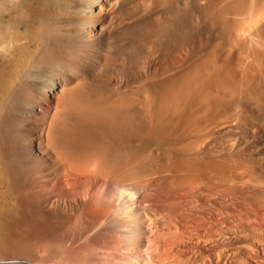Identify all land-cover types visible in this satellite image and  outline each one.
Listing matches in <instances>:
<instances>
[{"label":"bare ground","instance_id":"6f19581e","mask_svg":"<svg viewBox=\"0 0 264 264\" xmlns=\"http://www.w3.org/2000/svg\"><path fill=\"white\" fill-rule=\"evenodd\" d=\"M132 1H136L134 2L136 5L132 2L131 3L135 6L137 11L138 6L141 5L144 0ZM147 1L150 2L149 4H151V6L161 7L166 5L170 9L175 8L178 5V0ZM204 1L206 2V7H212L215 5L214 2H218V0ZM119 2H121V0H90V3L86 5V8H84L85 10L89 9L87 14H91L90 10L97 4L104 3L106 7L112 9V7H116ZM61 3L63 2L61 1ZM128 4H130V2ZM238 4L242 5V0H239ZM79 7L81 8V6ZM99 7L102 6L99 5ZM60 8V1L58 0H0V246L7 247L9 245L7 242V226L9 223L7 224L6 222L9 221H7V217L9 216V212L11 210L10 207H12L11 204L14 200L13 196L15 195H13L10 185V161L8 162L9 158H4L5 156L1 150L4 147H8L12 152L9 157L11 156L12 159L18 163V173L22 176L23 187L30 195L29 200L31 203L30 207L33 221L42 220L43 222L49 223V220L54 217V215H57L59 210H62V212L59 211V213L61 212V215H66V221L68 223V228L65 234L66 237L64 236L65 238H63L61 242H58L60 245V243L65 240V256L69 262L66 264H264V175L261 174L262 171L260 173L256 172L252 167L253 164L249 161H242L239 156L240 152L237 153V149H241V147L246 145L248 142L260 145V142L264 141V134L260 133L257 139L255 136V134L257 135L256 131L262 130V127H264V105H262V103H260L261 105L259 103L255 104L256 101H254L255 103L253 104V100L251 101L253 105L250 104V102L246 105H238L239 103L236 102V99H239V96L232 100H235L234 104L237 103V106L234 104L230 105L232 101H229L231 103L228 105L231 107L233 106V110L239 108L241 110L240 113H247V118L244 120H240L239 118L242 123L240 122L241 124L239 123L240 125L238 126L234 124V126H236L235 129H229V126L226 127L228 130H225V133H230L228 136L233 144L231 145L230 142V149L221 148L220 150H223L221 156H218V158H212V156V159L208 161L203 160L204 158H202L198 152H195L196 145H194L195 149H192L193 141L191 143L188 141V133L191 129H195V133H198L197 131L200 132L201 125H204V123L200 124L203 119H206L207 121L209 118L208 116L210 115L215 118V115H220L225 107L228 106V102L225 99V102L223 99V101L221 100L223 96H219V91H216L217 94L215 92V94H213V91L215 90L214 88L216 87L217 89H220L221 86L219 85L225 82H222V80L227 79V76L225 79H221L225 76V74L221 73L224 75L222 77V75H218L217 70L214 74H217V76L213 77H207L208 71L205 70L207 76L205 75L206 77H204L203 80H197L195 78L197 76L196 74L195 77L190 79V75L189 77L186 75V71L188 70L189 72L190 67H188V69H185V73H182L181 71L183 69H181L180 71L178 70V72L174 71L173 74L169 72V77H166L168 75L165 74L166 76L162 81V78H158L159 82H155L157 83L156 85H150L146 83V80L139 77L140 79L137 81V85L134 86L130 85V82H126L124 86L120 85L116 88H108L107 86L106 88H96L97 90H94L95 88L93 89L92 87L93 91L90 90L83 95L81 94L82 91H78L80 96L70 95L72 99L67 97L69 101H67V99H63L66 103L61 104L62 102L59 103L57 101L55 109L54 106H52L51 112L49 111V114H46V109L42 107L45 103L34 101V99L39 96V90H44V92H46V90L49 89L42 83H38L41 75H44L41 67H44L46 64L45 62H41L42 66L38 67L36 56H38L40 52L49 54L57 48L66 47V39H56L57 43H59L58 45H55L56 43L48 45L46 40H44L45 37L43 38L41 34V28L43 29V27L50 26V24L52 25V23L57 22L56 20L60 18L59 16V18L55 17V14L57 13L55 10L59 11ZM152 9L149 8V10ZM154 9L157 8L154 7ZM227 9L228 7L222 8V10L220 9V17H222L223 13ZM122 11H124V9ZM126 11L128 15L129 10L127 9L125 12ZM144 11L146 12L147 10L145 9ZM233 13L235 12L233 11ZM118 14L119 13H117V15ZM156 14V19H159L158 13ZM176 14L178 15V13ZM107 15V13H103V18L98 21L94 29L97 37H101L102 39L106 30L107 24L105 23ZM127 15L124 16L123 14L124 17H127ZM146 15H148V13H146ZM167 15L169 14L167 13ZM173 15L172 18H174L172 20L175 21L177 17L175 18ZM66 16L68 17V15ZM85 17L87 18L86 15ZM89 17L90 16H88V19ZM130 17L131 18L128 20H132L133 17ZM167 17L168 16H164V18ZM111 18H113V16ZM36 19H39L38 25H36ZM124 20L123 22H125ZM140 22L142 23V21ZM140 22L139 25L141 24ZM168 22L166 23L164 21L163 24L166 23L167 25ZM172 23L173 22H171V24ZM82 24L84 23L82 22L81 25ZM151 24L153 23L151 22ZM135 25L136 24L131 26L130 24L129 28H132ZM137 26L136 29H134L135 31L137 30ZM162 26L165 27V24ZM65 27L67 28L68 26ZM88 27L90 28V25ZM223 27H225V25ZM141 28L143 29L144 27ZM172 28H174V26H172ZM123 30L124 29H120V31ZM131 30L128 32L133 33ZM173 31L175 32V30ZM108 32L109 31H107V33ZM124 32H126V30ZM162 32H165V30L163 29ZM132 33H128V36L132 35ZM123 34L124 33H122V36ZM80 35V40L76 39L83 48L86 40L84 36L82 37V34ZM88 35L89 34H87V36ZM136 35H134V37ZM142 35L140 34V36ZM150 35L148 36L150 37ZM128 36L126 39L129 38ZM146 37L147 36H145V38ZM100 40H98V42ZM112 43L114 42H111V44ZM144 43L145 42H143V44ZM233 43L235 44V40ZM98 44L101 43L99 42ZM158 45L160 47V44ZM112 46H114V44H112ZM184 46L182 48H184ZM212 46H214V44ZM42 47L45 48L44 51H41ZM73 47L74 46L72 45V48ZM152 47L155 49L154 46ZM68 48L69 51H73L71 46ZM77 48L78 47H76V49ZM120 48L118 50L119 53L121 50ZM84 49L86 48L84 47ZM156 50H152V54L157 55ZM97 53L99 52L97 51ZM193 53L195 54V52L192 51L191 56H193ZM42 54L43 53H41L40 56ZM61 54L62 53H60V55ZM256 54L258 53L256 52ZM77 55L74 57L76 58ZM119 55H121V53ZM259 56L261 57V53ZM259 56H257V58ZM149 57L151 58V56ZM174 57H177V55H174ZM150 58L149 61L153 57L151 59ZM153 59H155V57ZM128 60L129 59H127V61ZM145 60L148 61V59ZM207 60L202 63L207 64ZM90 61L92 62V59ZM173 61L175 60L173 59ZM175 62L177 63V60ZM195 62L194 68H191L192 74L193 70H196V64L198 61L197 63ZM145 63L147 64V62H144V64ZM123 64L125 65V63ZM212 64H214V62H212L211 65ZM92 65H94V63ZM177 65L179 64H176V66ZM217 65L213 67L216 68ZM205 66L207 67L208 64ZM205 66L201 68L203 69ZM95 67L99 66L95 64ZM104 67L106 66L104 65ZM199 67L200 66H198L197 73H201L199 72L201 69ZM209 67L207 68L209 69ZM215 68L210 67L209 71ZM90 69L93 68L90 67ZM143 69L144 68H142V70ZM96 70L95 72H97ZM221 70L219 71L221 72ZM100 71L102 72V69ZM143 72H145V70ZM102 73H104V71ZM127 74L129 75V72ZM188 74L191 73L189 72ZM204 74L201 73V75ZM158 75H161V73L159 72ZM70 76H68V78ZM113 76H115V73ZM192 79L193 81L191 82ZM187 80L191 82V85ZM230 81L233 82V80ZM69 82L72 83V80ZM87 82L89 83V81ZM78 83L80 86L83 85V81L82 83ZM234 83L236 84V82H233L232 85H234ZM59 84L53 83L47 93H51L54 96L57 91H59L58 88L61 87ZM76 85L78 86V84H75L74 86V89H76L75 91L78 89L76 88ZM223 85L225 88L226 84L224 83ZM232 85L228 88L231 89ZM83 86H87L86 83ZM23 88L28 89V92H26L25 96L22 97L21 91ZM65 88H71V86L66 87L65 85ZM81 88L78 90H81ZM224 88L221 89L224 90ZM228 88L227 90L230 93L234 87H232L231 90ZM248 88H245V90ZM235 89L237 88H234L233 90ZM238 90H235L236 93L233 91L231 92L233 94H237ZM248 90L247 93L249 94L250 92H248ZM255 90L256 87L254 91ZM68 91L69 89L66 92L67 94L74 93V91H70L71 93H68ZM212 94L214 96L218 95L220 98H215ZM221 94H223V92H221ZM229 95L231 96V94ZM241 95L243 96V93ZM263 95L264 94H262V96ZM64 96L67 95L64 94ZM208 96L214 98L209 99ZM233 96L230 98H233ZM61 99L60 101H62ZM199 99L204 101L200 102ZM250 99H248V101ZM10 110H15V115L19 119L16 118L15 121L11 119L9 116ZM227 110L225 114H228ZM228 112L231 114L230 111ZM237 112L235 114H237ZM240 113L238 112V114ZM243 113L240 114V116H242ZM38 114L42 115V121L38 124L39 126L36 127V125H34L35 122H33L34 120L31 121L27 117H36ZM223 114L224 113H222V115ZM232 115H234V112ZM232 115L231 117L237 120L239 115L237 117H233ZM224 116L227 121V115ZM221 117H218L219 121ZM200 118L202 120H200ZM224 118L221 120H224ZM235 120H233V122ZM213 123L216 124V126H214L216 128H219V125L217 124H221L212 122V124ZM3 124L8 126L6 131L2 130ZM198 124H200V127ZM207 124L209 123L207 122ZM228 125H230V123ZM194 127L199 129L196 130ZM209 127L213 128L212 126ZM203 131L202 133L206 132ZM210 136L207 135V140ZM200 137L201 136H199V138ZM193 140L197 141V138H194ZM205 140L203 139V143H200L202 144L201 146H203ZM199 142L200 141L196 142V144ZM226 144L227 143H225V146ZM251 151L252 150L249 149L247 152L251 154L253 153V151ZM263 156L264 152L260 157L264 158ZM261 160L262 159H260V162ZM12 205H14V203ZM13 214L11 212L10 215ZM41 241L29 243V245L27 243L26 245L21 244V246L23 245V247H28L30 252L31 250H35L39 253V250H42V246L45 249L47 246L49 247L50 244L48 243L50 240H48V242ZM54 248H56V246H54ZM61 248L59 250H61ZM44 249L43 251H45ZM22 253L20 252V254ZM49 253L47 252V254ZM42 256L46 258V256ZM42 256H40V258H42ZM1 260L3 259L1 258ZM35 260L36 259H33L34 262ZM53 260H55V258ZM3 261H0V264H9L6 263V261L4 263ZM40 261L41 263H27L56 264L50 262L42 263V259Z\"/></svg>","mask_w":264,"mask_h":264},{"label":"rangeland","instance_id":"374dc122","mask_svg":"<svg viewBox=\"0 0 264 264\" xmlns=\"http://www.w3.org/2000/svg\"><path fill=\"white\" fill-rule=\"evenodd\" d=\"M55 1V0H53ZM60 1V10H55L57 13L55 14V17H58L59 19H57L56 21L57 22H54L52 23V25L50 24V26H46V27H43V29L41 28V34L44 38V40H46V43H48V45H52V43H56L55 45H58L59 43H57L56 39H66V47H62V48H57L55 49L53 52H50L49 54H44V52H40L38 54V56H36V59H37V66L38 67H41V62H45V66L44 67H41L43 69V73L44 75H41V78L39 80V84H43L45 87L49 88L48 90H46V92H44V90H39V96L38 98L36 97V99H34V101H40V102H44L45 105L42 106L46 109V114H49L48 112L50 111L51 112V108L52 106H54V109H55V104L56 102L58 101L59 103L63 104V103H66V99L67 97L71 98L70 95H74V96H80V93H78V91H82V95L86 92H89L90 90L93 91L94 90H97L99 88H106L108 86V88H116L117 86H120V85H123L126 84V82H130V85H137V81L140 79V78H143V80H146V83L150 84V85H156L158 82H159V79L158 78H162L161 81L164 79V77L166 76L165 74L168 75V73L170 72L171 74L174 73V71H177L178 70L180 71L181 69H183L181 72L182 73H185V69H188L189 68V72L192 74V67L194 68L195 63H198L196 64V70L194 71L193 70V74H188V70L186 71V75L189 77L190 75V79L192 77H195L196 75V79L197 80H203L204 77H213V76H217L214 75L215 74V71L217 70L218 72V75H222V74H225L222 75L223 78L221 79H225V77L227 79L225 80H222L225 81L223 83H221L222 85L225 83L226 84V87L224 88V85L222 86L221 84L219 86H221V88H224L223 89H217L216 87L213 89V94H217V92L219 91V96L223 98H221V100L225 99L228 103H231L229 101H232L234 98L238 97L239 96V99L237 98L236 99V102L239 103L238 105H246L248 102L251 103V101L253 100V104L255 103L254 101H256L255 104H260L262 103V105H264V95L262 96V94H264V5H263V2L264 0H242V5L238 4L239 0H218V2H214L215 5L212 6V7H206V2L204 0H197V1H186V0H178V5L175 7V8H168L166 5L165 6H161V7H156V6H151V4H149L150 2L147 1V0H144L141 5L138 6V9L136 11L135 9V6L132 5V3L136 2V1H132V0H121V2L118 3V5L116 7H112L111 8H108L106 7V5L104 3H100V4H97L95 5V7L93 9L90 10V13L91 14H87V12H89L88 10H85V8L87 7L86 5L90 3V0H58ZM61 1L63 3H61ZM75 1V2H74ZM87 1V2H86ZM148 4H147V2ZM227 1V2H226ZM250 1V2H248ZM85 2V3H84ZM126 2V3H125ZM130 2V4H128ZM132 2V3H131ZM145 2V4H144ZM221 2V3H220ZM229 2V3H228ZM253 2V3H252ZM245 3V4H244ZM257 3V4H256ZM124 4V6H123ZM136 5V3H134ZM217 4V6H216ZM227 4V5H226ZM231 4V5H230ZM72 5V6H71ZM81 6V8L79 6ZM102 6V7H99ZM128 5V6H127ZM130 5V6H129ZM148 5H149V8L152 9V10H149L148 8ZM63 6V7H62ZM128 8H127V7ZM143 6H147L146 8L143 7ZM221 6V7H220ZM224 6V7H223ZM237 6V8H236ZM251 6V7H250ZM66 7V9H65ZM77 7V8H76ZM85 7V8H84ZM124 7V8H123ZM132 7V8H131ZM157 8V9H154ZM163 7V8H162ZM228 7V9L223 13L222 17H220L221 15H219L220 13V9L222 10V8H226ZM256 7V8H254ZM73 8V9H72ZM76 10H75V9ZM81 10H80V9ZM83 8V9H82ZM116 8V9H115ZM129 10L128 11V15H127V11L125 12V10L127 9ZM162 8V9H161ZM230 8V9H229ZM79 11H78V10ZM107 9V10H106ZM118 9V10H117ZM124 9V11H122ZM134 9V10H133ZM142 11H141V10ZM146 9L147 11L149 12H145L144 10ZM160 9V10H159ZM242 9V10H241ZM104 10V11H103ZM106 10V11H105ZM131 10V11H130ZM133 10V11H132ZM155 10V11H154ZM157 10V11H156ZM167 10V11H166ZM69 11V12H68ZM71 11V12H70ZM110 13H109V12ZM136 11V13H135ZM154 11V12H153ZM164 11V13H163ZM178 11V12H177ZM206 11V12H205ZM233 11L235 13H233ZM257 11V12H256ZM124 12V13H123ZM133 14H132V13ZM138 12V13H137ZM145 12V13H144ZM162 12V13H161ZM166 12V13H165ZM171 12H172V15L175 13H178V15L175 14L173 16H175V21L172 20V15H171ZM180 12V14H179ZM239 12V13H238ZM81 13V14H80ZM85 13V14H83ZM95 13V14H94ZM103 13H107V20H106V30H105V34L103 36V39L101 37H97V35L95 34V25L98 23V21H100L103 17ZM117 13H119L117 15ZM124 16L127 15V17H124ZM130 13V14H129ZM140 13V14H139ZM146 13H148V15H146ZM158 13V18L159 19H156L157 18V14ZM160 13V15H159ZM167 13L169 15H167ZM233 13V14H232ZM61 14V15H60ZM139 14V15H138ZM151 14V15H149ZM155 14V15H154ZM260 14V15H259ZM68 15V17L66 16ZM85 15L87 16V18L85 17ZM113 18H111L112 16ZM137 15V16H136ZM145 15V16H143ZM153 15V16H152ZM171 15V16H170ZM180 15V16H179ZM182 15V16H181ZM88 16L89 19H88ZM97 16V17H96ZM119 16V18H118ZM130 16H132V20H128L129 18H131ZM135 16V18H134ZM150 16V18H149ZM162 16V17H161ZM164 16H168L167 18H164ZM186 16V17H185ZM226 16V17H225ZM99 17V18H98ZM110 17V18H109ZM116 17V18H115ZM139 19H137V18ZM145 17V18H144ZM154 17V18H153ZM161 17V19H160ZM170 17V18H169ZM256 17V18H255ZM93 18V19H92ZM121 18V19H120ZM142 18V19H140ZM182 20H181V19ZM218 18V20H217ZM222 18V19H221ZM79 19V20H78ZM85 21H84V20ZM87 19V20H86ZM96 19V20H95ZM110 19V20H109ZM112 19V21H111ZM114 19V20H113ZM126 19V20H124ZM135 21H134V20ZM147 19V21H146ZM152 21H151V20ZM163 19V20H162ZM165 19V20H164ZM170 19V20H168ZM180 21H179V20ZM187 19V20H186ZM226 21H225V20ZM263 19V20H262ZM72 20V21H70ZM90 20V21H89ZM117 20V21H115ZM122 20V21H121ZM123 20L125 22H123ZM160 20V21H159ZM178 20V21H177ZM253 20V21H252ZM36 25H38V21L39 19H36ZM80 21V22H79ZM87 21V22H86ZM96 21V22H95ZM108 21V22H107ZM114 21V22H113ZM119 21V22H118ZM131 21V22H130ZM138 21V22H137ZM142 21V23L140 22ZM155 21V22H154ZM162 21V22H161ZM168 22V26L165 24V27H163L162 25L163 22ZM178 23H177V22ZM222 21V22H221ZM256 21V22H255ZM66 22V23H65ZM84 23L81 25V23ZM86 22V23H85ZM111 22V23H110ZM139 22L141 23L139 25ZM151 22L154 24H151ZM161 22V24H160ZM171 22H173L172 24H175V25H172ZM255 22V23H254ZM70 23V24H69ZM88 23V24H87ZM94 25H93V24ZM121 25H120V24ZM124 23V24H123ZM136 24L135 26H133L132 28L130 26ZM147 23V24H146ZM151 25H149V24ZM177 23V24H176ZM180 23V24H179ZM57 27H56V25ZM74 24V25H73ZM144 24V25H142ZM159 24V25H158ZM223 24V25H222ZM227 24V25H226ZM260 24V25H258ZM71 25V26H70ZM90 25V28L88 27ZM92 25V26H91ZM139 25V26H137ZM148 25V26H147ZM157 25V26H155ZM161 25V26H160ZM222 25V26H221ZM225 25V27H223ZM65 26H68L67 28ZM73 26V27H72ZM111 26V27H110ZM113 26V27H112ZM116 26V27H115ZM136 26H137V30L135 31L134 29H136ZM148 28H147V27ZM150 26V27H149ZM152 26V27H151ZM155 26V27H154ZM172 26H174V28H172ZM256 26V27H255ZM70 27V28H69ZM83 27V28H82ZM122 27V28H121ZM141 27H144L143 29ZM146 27V28H145ZM223 27V29H222ZM54 28V29H53ZM79 28V29H78ZM112 28V29H111ZM114 28V29H113ZM116 28V29H115ZM139 28V29H138ZM150 28V30H149ZM163 28L165 30V32H162ZM228 28V29H227ZM256 28V29H255ZM46 29V30H45ZM50 29V30H49ZM60 29V30H59ZM82 29V30H81ZM120 29H124L123 31H120ZM132 29V30H131ZM141 29V31H140ZM158 29V30H157ZM177 29V30H176ZM49 30V31H48ZM55 30V31H54ZM81 30V31H80ZM85 30V31H84ZM90 30V31H89ZM126 30V32H124ZM133 31L132 32H128V31ZM144 30V31H143ZM147 30V31H146ZM161 30V31H159ZM175 30V32L173 31ZM54 31V32H53ZM107 31H109L107 33ZM143 31V32H142ZM147 33H146V32ZM170 31V32H169ZM173 31V33H172ZM225 31V32H224ZM256 34H255V32ZM52 32V33H51ZM88 32V33H87ZM120 32V33H119ZM123 36H122V33ZM137 32V33H136ZM142 32V33H141ZM151 32V33H149ZM159 32V33H158ZM168 32V33H167ZM44 33V34H43ZM79 33V34H78ZM93 33V34H92ZM111 33V34H110ZM117 33V34H116ZM127 33V34H125ZM128 33L132 35H129L128 36ZM162 33V34H160ZM62 34V35H61ZM65 34V35H64ZM82 34V37L84 36L85 40H86V43L85 45L83 46V48L80 46V43L78 42L77 39L80 40V37ZM87 34H89L87 36ZM92 34V35H91ZM114 34V35H113ZM137 34V35H136ZM140 34H144L142 36H140ZM151 34V35H150ZM259 34V35H258ZM58 35V36H57ZM75 35V36H73ZM108 35V36H107ZM134 35H136L134 37ZM150 35V37L148 36ZM154 35V36H153ZM170 35V36H168ZM110 36V38H109ZM125 36V37H124ZM129 37L126 39V37ZM139 36V38H138ZM144 36V37H143ZM145 36H147L145 38ZM162 36V37H161ZM173 36V37H172ZM60 37V38H59ZM109 40H108V38ZM114 37V38H112ZM121 37V38H120ZM123 37V38H122ZM130 37H133V38H130ZM141 37V38H140ZM153 37V39H152ZM237 37V38H236ZM77 38V39H76ZM89 38V39H88ZM96 38V39H95ZM101 38V40H100ZM117 38V40H116ZM156 38V39H155ZM174 38V39H173ZM235 40V44L233 43L234 40ZM96 41L94 42L93 41ZM113 39V40H112ZM137 39V40H136ZM144 39V40H143ZM149 39V40H148ZM173 39V40H171ZM237 39V40H236ZM240 39V40H239ZM88 40V41H87ZM98 40H100L99 42L102 44H98ZM108 40V41H106ZM116 40V41H115ZM120 40V41H118ZM123 40V41H122ZM143 40V41H142ZM147 40V41H146ZM160 42H159V41ZM180 40V41H179ZM232 40V41H231ZM239 40V41H238ZM250 40V41H248ZM54 41V42H53ZM77 41V43H76ZM92 41V43H91ZM127 41V42H126ZM157 41V42H155ZM163 41V42H162ZM173 41V42H172ZM201 41V42H200ZM226 41V42H225ZM237 41V42H236ZM89 42V43H87ZM104 42V43H103ZM109 42V43H108ZM111 42H114L112 44H114V46H112ZM115 42H116V45H115ZM118 42V44H117ZM126 42V43H124ZM143 42H145L143 44ZM148 42V43H147ZM180 42V43H179ZM240 42V43H239ZM50 43V44H49ZM120 43H124V44H120ZM175 43V44H173ZM208 43V44H207ZM223 43V44H222ZM110 44V45H108ZM148 44V45H146ZM160 44V47L159 45ZM165 44V45H164ZM167 44V45H166ZM171 44V45H169ZM214 44V46H212ZM219 44V45H218ZM72 45L74 46L72 48ZM92 45V47H91ZM101 45V46H100ZM124 45V46H123ZM156 45V46H155ZM186 45V46H184ZM191 45V47H190ZM206 45V46H205ZM223 45V46H222ZM242 45V46H241ZM69 46H71V49L73 50L72 52L69 51ZM89 46V47H88ZM95 46V47H93ZM104 48H103V47ZM106 46V47H105ZM109 46V47H107ZM123 46V47H122ZM145 46V47H143ZM155 49H153V47ZM175 46V47H174ZM184 46V48H182ZM220 46V47H219ZM247 46V47H246ZM76 47H78L76 49ZM84 47L86 49H84ZM92 49H91V48ZM113 47V48H112ZM121 47V48H120ZM158 47V48H157ZM188 47V48H187ZM194 47V49H193ZM240 47V48H239ZM95 48V49H93ZM98 48V49H97ZM108 48V49H107ZM119 48L121 49L120 50V53L121 55H119ZM150 48V49H149ZM157 48V50H156ZM169 48V49H168ZM218 48V49H216ZM42 50L41 51H44L45 48H41ZM102 49V50H101ZM106 49V50H105ZM110 49V50H109ZM117 49V50H116ZM148 49V50H147ZM205 49V50H204ZM213 49V50H212ZM49 50V49H48ZM86 52H84V51ZM91 50V51H90ZM100 50V51H99ZM115 50V51H114ZM156 50V54L157 55H154L152 54L153 51ZM160 50V51H159ZM162 50V52H161ZM169 52H168V51ZM75 51V52H74ZM82 51V52H80ZM94 52V53H90V52ZM97 51L99 53H97ZM102 51V52H101ZM110 51V53H109ZM172 51V52H171ZM177 51V52H176ZM192 51L195 52V54L193 53V56L192 55ZM199 51V52H198ZM217 51V52H216ZM55 52V54H54ZM84 54H80V53ZM102 54H101V53ZM117 52V53H116ZM124 54H123V53ZM129 52V53H128ZM159 52V53H158ZM177 54H176V53ZM221 52V53H220ZM256 52L258 54H256ZM43 53L41 56L40 54ZM60 53H62L60 55ZM73 53V54H72ZM78 55H77V54ZM86 53V54H85ZM104 53V54H103ZM109 53V54H108ZM112 53V55H111ZM119 53V54H118ZM188 53V54H187ZM190 53V54H189ZM261 53V57L259 56ZM69 54V55H68ZM91 54V55H90ZM97 54V55H96ZM152 54V55H151ZM197 54V55H196ZM211 54V55H210ZM256 54V55H255ZM77 55V57L75 58L74 56ZM81 55V56H80ZM106 55V56H105ZM114 55V56H113ZM118 55V56H117ZM126 55V56H124ZM154 55V56H153ZM159 55V56H158ZM167 55V56H165ZM169 55V56H168ZM172 55V56H171ZM174 55H177V57H174ZM209 55V56H208ZM255 57H254V56ZM97 56V57H96ZM116 56V58H115ZM149 56H151V58L155 57V59H151ZM158 56V57H157ZM202 56V57H201ZM206 56V57H204ZM208 56V57H207ZM212 56V57H211ZM257 56H259L257 58ZM72 57V58H71ZM74 57V58H73ZM90 57V58H89ZM92 57V58H91ZM128 57V58H127ZM147 57V58H146ZM163 57V58H162ZM197 57V59H196ZM227 57V58H225ZM65 58V59H64ZM89 58V59H88ZM95 58V59H94ZM99 58V59H98ZM103 58V59H101ZM118 58V59H117ZM142 58V59H141ZM149 58L151 59L149 61ZM202 58V59H201ZM207 60V64L209 67L211 68H215L213 66H216L217 63V67L215 69H209L205 66L207 64H204L202 62L206 61L205 59ZM212 58V59H211ZM214 58V59H213ZM222 58V59H221ZM86 59V61H85ZM92 59V62L90 61ZM94 59V60H93ZM127 59H129L127 61ZM145 59H148L145 60ZM168 59V60H167ZM173 59L176 61L177 60V63L175 61H173ZM229 59V60H228ZM262 59V60H260ZM84 60V61H83ZM109 60V61H107ZM113 60V61H111ZM131 60V61H130ZM170 60V61H169ZM190 60V61H189ZM218 60V61H217ZM257 60V62H256ZM260 60V61H259ZM57 61V62H56ZM96 61V62H94ZM99 61V62H98ZM156 61V63H155ZM173 61V62H172ZM189 61V62H188ZM211 61V62H210ZM224 61V62H223ZM40 62V63H39ZM81 62V63H80ZM101 62V63H100ZM107 62V63H106ZM115 62V63H113ZM118 62V63H117ZM122 62V63H121ZM144 62H147V64ZM150 62V63H149ZM214 62V64L211 65V63ZM216 62V63H215ZM49 63V64H48ZM54 63V64H53ZM94 63V65H92ZM125 63V65L123 64ZM170 63V64H169ZM173 63V64H172ZM201 63V64H200ZM206 63V62H205ZM222 63V64H221ZM261 63H262V66H261ZM40 64V65H39ZM86 64V65H85ZM88 64V66H87ZM91 64V65H90ZM95 64H97L99 67H95ZM106 67H104V65ZM122 64V65H121ZM176 64H179L176 66ZM205 66V68H201L203 67L202 66ZM216 64V65H215ZM222 67H221V65ZM141 65V66H140ZM148 65V66H147ZM151 65V66H150ZM156 65V67H155ZM159 65V66H157ZM169 65V66H168ZM171 65V66H170ZM192 65V66H191ZM77 66V67H76ZM82 66V67H81ZM103 66V67H102ZM111 66V67H110ZM116 66H119V67H116ZM148 68H147V67ZM154 66V67H152ZM161 66V67H160ZM182 68H181V67ZM198 66H200L199 68L200 71L202 74L205 73V70L208 71L207 72V75L206 73L204 75H201V73H197L198 72ZM220 66V67H219ZM228 66V67H227ZM260 66H261V69H260ZM37 67V68H38ZM61 67V68H60ZM93 68V69H90ZM102 67V68H101ZM122 67V68H121ZM124 67V68H123ZM130 67V68H128ZM150 67V68H149ZM152 67V68H151ZM177 67V68H176ZM218 67H219V70H221V72L218 70ZM258 67V69H257ZM36 68V69H37ZM60 68V69H59ZM66 68V69H65ZM119 68V69H116ZM127 68V69H126ZM142 68H144L142 70ZM147 68V69H146ZM162 70H161V69ZM221 68V69H220ZM40 69V68H38ZM98 69V70H96ZM102 69V72L104 71V73H102L100 70ZM111 69V70H110ZM114 69V70H113ZM149 69V70H148ZM154 69V70H153ZM177 69V70H175ZM208 69V70H207ZM254 69V70H253ZM53 70V71H52ZM95 70L97 72H95ZM145 70V72H143ZM165 70V71H164ZM202 70V71H201ZM213 70H214V73H213ZM227 72H225V71ZM63 71V72H62ZM73 71V72H71ZM83 71V72H82ZM99 71V72H98ZM110 71V72H109ZM115 71V72H114ZM117 71V72H116ZM125 71V72H123ZM129 72V75L127 74ZM140 71V72H139ZM153 71V72H152ZM157 71V72H156ZM261 71V72H260ZM46 72V73H45ZM91 74H90V73ZM127 72V73H126ZM159 72L161 73V75H158ZM165 72V73H164ZM167 72V73H166ZM210 72V73H209ZM224 72V73H223ZM64 73V74H63ZM93 73V74H92ZM109 73V74H108ZM115 73V76H113ZM125 73V74H124ZM144 73V74H143ZM147 73V74H146ZM152 73V74H151ZM222 73V74H221ZM229 75H227V74ZM49 74V75H48ZM51 74V75H50ZM90 74V75H89ZM102 74V75H101ZM123 74V76H122ZM139 74V76H138ZM141 74V75H140ZM164 74V76H163ZM196 74V75H195ZM71 75V76H70ZM85 75V76H84ZM110 75V77H109ZM121 77H120V76ZM126 75V76H125ZM170 75V74H169ZM166 76V77H169ZM194 75V76H193ZM206 75V76H205ZM212 75V76H211ZM66 78H64V77ZM68 76H70L68 78ZM95 76V77H94ZM97 76V77H96ZM129 76V77H128ZM134 76V77H133ZM149 76V77H148ZM157 76V77H156ZM160 76V77H159ZM162 76V77H161ZM187 76H186V79H187ZM88 77V78H87ZM91 77V78H90ZM94 77V78H93ZM113 77V78H112ZM124 77V78H123ZM131 77V78H130ZM137 77V79H136ZM140 77V78H139ZM152 77V78H151ZM155 77V78H154ZM200 77V78H199ZM63 78V79H62ZM83 78V79H82ZM85 78V79H84ZM101 78V79H100ZM120 78V79H119ZM146 78V79H145ZM199 78V79H198ZM58 79V80H57ZM60 79V80H59ZM89 79V80H88ZM96 79V80H95ZM108 79V80H107ZM123 79V80H122ZM154 81H153V80ZM189 79V78H188ZM194 79V80H196ZM66 80V81H65ZM72 80V83L69 82ZM89 81V83L87 81ZM114 80V81H113ZM121 80V81H120ZM126 80V81H125ZM129 80V81H128ZM150 80V81H149ZM230 80H233V82H236V84ZM45 81V82H44ZM48 81V82H46ZM52 83H51V82ZM62 81V82H61ZM81 82L83 81V85H86L87 86H83L78 83V82ZM94 81V82H93ZM107 81V82H106ZM153 81V83H152ZM188 81V80H187ZM193 81V79L191 80V82ZM229 81V82H228ZM85 82V83H84ZM97 82V83H96ZM118 84H117V83ZM157 82V83H155ZM190 82V81H188ZM191 82H190V85H191ZM49 83V84H48ZM59 84L61 85L60 88H58L59 91H57V93L53 96L51 93H47V91L50 90V86L52 84ZM67 83V84H66ZM92 83V84H91ZM227 83H228V86H227ZM75 84H78V86L76 85V88H81V90H78L75 91L76 89H74L75 87ZM193 84V83H192ZM232 85V87L234 88H237L235 90H238L237 91V94H233L231 91H233L234 93H236L235 90L232 89H229L230 88V85ZM42 85V86H43ZM47 85V86H46ZM65 85L66 87H70L71 88H65ZM91 87H89V86ZM100 85V86H99ZM116 85V86H115ZM64 86V87H63ZM80 86V87H79ZM246 86V87H245ZM252 88H251V87ZM73 87V89H72ZM89 87V88H88ZM93 87V89H92ZM229 87V88H228ZM248 88V92H250L249 95L247 93V90H245V88ZM256 87V90L254 91ZM27 88V87H26ZM26 88H23L21 93H22V97L25 96V93L28 92V89ZM65 88V89H63ZM89 90H88V89ZM97 88V89H96ZM227 88L230 91L227 90ZM69 89L68 93L71 91L74 93L72 94H67V90ZM217 89V90H216ZM242 89V90H241ZM253 89V90H252ZM85 90V92H84ZM227 90V91H225ZM261 92H259V91ZM217 91V92H216ZM223 92V94H221V92ZM41 92V93H40ZM61 92V93H60ZM215 92V93H214ZM224 92H227V93H224ZM247 94H246V93ZM254 92V93H253ZM257 92V93H256ZM77 93V94H75ZM243 93V96L241 95ZM245 93V94H244ZM24 94V95H23ZM42 96H41V95ZM45 94V96H44ZM64 94H66L67 96H64ZM212 94V96H214ZM231 94V96L229 95ZM253 94V95H252ZM52 95V96H51ZM69 95V96H68ZM211 95V94H210ZM233 95H237V96H233ZM246 95V97H245ZM250 99L249 98V96ZM48 96V97H47ZM60 96V97H59ZM62 96V97H61ZM218 95L217 96H214L215 98L216 97H219ZM233 98H230L232 97ZM248 96V98H247ZM261 96V97H260ZM65 97V98H64ZM209 97V96H208ZM213 97V98H214ZM219 97V98H220ZM243 97V98H242ZM43 98V99H42ZM62 101H60V99ZM211 96L209 97V99H213ZM256 98H259V99H256ZM65 99V100H63ZM72 99V98H71ZM70 99V100H71ZM248 99H250L248 101ZM256 99V100H255ZM222 100V101H223ZM224 100V102H225ZM238 100V101H237ZM259 102H258V101ZM263 100V101H261ZM67 101H69L67 99ZM200 102L204 101V100H200ZM235 101V100H234ZM234 101H232V103L230 105H233L234 104ZM48 102V103H47ZM51 102V103H50ZM50 103V104H49ZM54 103V104H52ZM237 103H235L234 105L237 106ZM249 104V105H250ZM252 104V105H253ZM50 107H49V106ZM225 105V104H224ZM261 105V104H260ZM229 107V108H228ZM231 106H227L225 107V112L223 110V112H221V116L220 115H215V118L212 117L211 115L208 116L209 118L204 120H202L200 118L201 123L200 124H203L205 125H201L200 127V124H198V126L200 127V132L197 131L198 133H195V129H191V131L188 133L189 136H188V141L191 143L192 141V149L194 150V145H196V151L195 152H198L202 158H204L203 160H211L212 158H218V156H221L223 150H220L221 148H229V146H231L233 144V142L230 140V137L228 136L230 133H225V130L227 131L228 128L229 129H235L236 126L240 125L242 123V121L240 120H244L245 118H247L246 114L247 113H243L241 112L240 113V109L239 108H236L233 110V106L230 108ZM235 108V107H234ZM228 109V110H227ZM229 109H232V110H229ZM226 110H227V113L228 114H225L226 113ZM240 114L243 113L242 116H240V114H238V112ZM15 110H10V113H9V116L11 117V119H13L15 121V119L17 118L16 117V111L14 112ZM228 111H232L231 114L228 112ZM237 114L240 116H238L237 114H235L236 112ZM234 112V115H232V113ZM222 113H224L222 115ZM54 114V113H52ZM224 115H227V121H226V117ZM231 115L233 117H237V120H235V118L233 119L231 117ZM236 115V116H235ZM225 118H224V117ZM221 117V119L224 118V120H221L219 121V118ZM229 117V118H228ZM28 119H30L31 121L35 122L34 125H36V127H38L40 124V122L42 121V115L41 114H38V116L36 117H27ZM218 118V119H216ZM240 118V120H239ZM19 119V118H17ZM212 119V121H211ZM219 122H218V121ZM231 120V121H230ZM233 120H235L233 122ZM206 121V123H205ZM223 121V122H222ZM225 121V123H224ZM239 121V122H238ZM207 122L209 124H207ZM212 122H216V123H221V124H217L219 125L218 127L220 128H216L214 126H216V124H212ZM232 122V123H231ZM241 122V123H240ZM211 123V124H210ZM230 123V125H228ZM240 123V124H239ZM207 124V125H206ZM233 124V125H232ZM234 124L236 126H234ZM225 125V126H224ZM3 129L4 131L7 130L8 126L6 124H3ZM197 126V127H198ZM209 126H212L213 128L209 127ZM221 126V127H220ZM224 126V128H223ZM227 126H229L228 128H226ZM5 127V128H4ZM197 127H194L196 128V130H198L199 128ZM209 127V128H208ZM210 130H208V129ZM211 128V129H210ZM222 128V129H221ZM226 128V129H225ZM263 129L262 130H258L256 131L257 132V135L255 134L256 136V139L257 137H259V134H264V127H262ZM216 129V130H215ZM192 130H193V134H192ZM205 132V133H202V131ZM217 131V133H216ZM221 133H219V132ZM230 132V131H229ZM191 133V135H190ZM201 133V134H200ZM194 134H197V135H194ZM215 134V135H214ZM219 134V135H218ZM203 135V136H202ZM207 135L210 136L209 139L207 140ZM214 135V136H213ZM217 135V136H216ZM192 136V137H191ZM199 136H201L199 138ZM222 136V137H221ZM224 137V138H223ZM191 138V139H190ZM194 138H197V141L193 140ZM199 138V140H198ZM205 140V143L203 144V146H201L202 144L200 143H203V139ZM216 138V139H215ZM222 138V139H221ZM227 138V139H226ZM219 139V140H218ZM229 139V140H228ZM227 140V141H226ZM195 141V142H194ZM200 141L198 144H196V142ZM215 141V142H214ZM217 142V143H216ZM230 142H231V145H230ZM207 143V144H206ZM224 143V144H223ZM225 143L226 146H225ZM261 144L259 145H256V144H253V142H248L246 143V145L242 146L241 149H237V153H239V156L241 157V160L242 161H249L250 163H252V167L253 169L260 173L261 171V174L264 175V158L260 157L263 152H264V141H261L260 142ZM200 144V146H199ZM210 146V147H209ZM258 146V147H257ZM7 147V145H6ZM201 147V148H199ZM257 147V149H256ZM215 148V149H214ZM191 149V150H192ZM198 149V150H197ZM211 149V150H210ZM230 149V148H229ZM252 150L253 153H248L247 151L248 150ZM3 151V154H4V158H9L8 159V162H9V166H10V176H11V190L13 192V198L14 200L12 201V204L14 203V205L11 204L12 207H10V212H9V216L7 217V221L6 222L7 224L9 223V225L7 226L8 229H7V234H8V238H7V242L9 243V245L6 247H3V246H0V257L4 260H1L0 258V261H3L5 263H19V264H28L30 262L32 263H41V259H42V263H58V264H66V263H69L68 260L66 259V243L63 241L62 243H59L58 242H61V240L63 238L66 237V230L68 228V223L66 221V215H61V212L62 210H59L61 211L59 213V211L57 212V215H54V217H52L50 220H49V223L47 222H43L42 220H35L33 221V218H32V214H31V203H30V200H29V197L30 195L25 191L24 187H23V184H22V176L20 175L19 172V165L18 163H16V161L14 159H12V157L9 155L12 153L10 151V149L7 147V148H2L1 149ZM207 150V151H206ZM214 150V151H213ZM216 150V151H215ZM5 151V152H4ZM207 153H206V152ZM210 151V152H209ZM246 151V152H245ZM251 151V152H252ZM262 151V152H261ZM214 152V153H213ZM205 153V154H204ZM211 153V154H210ZM219 153V154H218ZM246 153V155H245ZM217 154V155H215ZM232 154V153H231ZM260 154V155H259ZM207 158H206V157ZM213 156V157H212ZM215 156V157H214ZM254 156V157H253ZM212 157V158H211ZM264 157V156H263ZM260 159L261 162H260ZM252 161V162H251ZM258 161V162H257ZM12 164H13V167H12ZM259 165V167H258ZM256 166V167H255ZM262 166V167H261ZM15 167V168H14ZM262 168V169H261ZM13 179V180H12ZM20 185H19V184ZM22 187V188H20ZM17 192V193H16ZM21 193V194H20ZM27 197H26V196ZM19 196V197H18ZM22 200H21V198ZM19 198V199H18ZM17 201V202H16ZM27 201V202H26ZM16 203V204H15ZM22 203V204H21ZM27 204V205H26ZM18 205V206H17ZM25 206V207H24ZM27 206V207H26ZM16 207V208H14ZM19 207V208H18ZM14 208V209H13ZM17 209V210H16ZM26 210V211H25ZM12 212L13 213H16V214H13V215H10ZM19 216V217H18ZM26 218V219H25ZM54 218V219H53ZM64 218V219H63ZM18 219V220H17ZM29 219V220H28ZM31 219V220H30ZM60 219V220H59ZM65 221V222H64ZM13 223V224H12ZM67 223V224H66ZM6 224V225H7ZM30 224V225H29ZM61 224V225H60ZM64 224V225H62ZM66 224V225H65ZM29 225V226H28ZM51 225V226H50ZM6 227V228H7ZM42 227V228H41ZM45 227V229H44ZM39 228V229H38ZM50 228V229H49ZM28 229V230H27ZM36 229V230H35ZM42 230V231H41ZM11 231V232H10ZM39 231V232H38ZM45 232V233H44ZM56 232V233H55ZM36 233V234H35ZM53 233V234H52ZM63 233V234H62ZM22 234V235H21ZM35 234V235H34ZM46 234V236H45ZM48 234V235H47ZM63 236H62V235ZM61 235V236H59ZM43 236V237H42ZM59 236V238H58ZM65 236V237H64ZM56 237V238H55ZM37 238V239H36ZM45 238V239H44ZM51 238H54V239H51ZM42 241H41V240ZM39 240V241H38ZM48 240H50V242H48ZM25 241V242H24ZM29 241H32V242H29ZM48 242L50 243L49 244V247L47 246L45 249L44 247L42 246V250L40 251L39 250V253L36 252L35 250H29L28 247H23V245L21 246V244H24L26 245V243L29 245V243H33V242ZM52 241V242H51ZM56 241V242H55ZM55 242V243H54ZM52 243V244H51ZM64 244V245H63ZM56 246V248H54V246ZM63 245V246H62ZM52 246V247H51ZM65 246V247H64ZM63 250H62V248ZM28 248V249H27ZM32 248V247H31ZM61 248V250H59ZM15 249V250H14ZM22 249V250H21ZM43 249L45 251H43ZM26 252H25V251ZM49 250H50V253H49ZM65 250V251H64ZM4 251V252H3ZM11 251V252H10ZM53 251H54V254H53ZM64 251V252H63ZM20 252L22 254H20ZM28 252V253H27ZM35 252V253H34ZM45 252V253H44ZM47 252L50 254H47ZM5 253V254H4ZM27 253V254H26ZM38 253V254H37ZM51 253H52V256H51ZM57 253V254H56ZM64 253V254H63ZM55 254H56V257H55ZM3 255V256H2ZM33 255V256H32ZM37 255V256H36ZM44 255L46 256V258H44L42 256V258H40V256ZM58 255V256H57ZM39 256V257H38ZM27 257V258H26ZM30 257H34V258H30ZM37 257V258H35ZM49 257V259H48ZM64 259H63V258ZM30 260H29V259ZM44 258V259H43ZM55 258V260H53ZM13 259V260H12ZM28 259V260H27ZM33 259H36L35 262L33 261ZM40 259V260H39ZM48 259V260H47ZM62 259V260H61ZM27 260V261H26ZM32 260V261H31ZM46 260V261H45ZM53 260V261H52ZM61 260V261H60ZM18 261V262H17ZM60 261V262H59ZM64 261V263H63ZM67 261V262H66ZM28 262V263H27Z\"/></svg>","mask_w":264,"mask_h":264}]
</instances>
